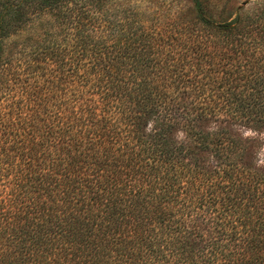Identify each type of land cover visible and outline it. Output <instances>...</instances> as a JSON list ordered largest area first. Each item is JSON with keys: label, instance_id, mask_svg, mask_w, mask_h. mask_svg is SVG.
I'll return each mask as SVG.
<instances>
[{"label": "trees", "instance_id": "obj_1", "mask_svg": "<svg viewBox=\"0 0 264 264\" xmlns=\"http://www.w3.org/2000/svg\"><path fill=\"white\" fill-rule=\"evenodd\" d=\"M192 3L0 0V264H264V4Z\"/></svg>", "mask_w": 264, "mask_h": 264}, {"label": "rangeland", "instance_id": "obj_2", "mask_svg": "<svg viewBox=\"0 0 264 264\" xmlns=\"http://www.w3.org/2000/svg\"><path fill=\"white\" fill-rule=\"evenodd\" d=\"M141 2L143 9L147 10L151 8L152 10V18L155 17L160 23L161 26H168L170 28L172 25L183 24L186 21L195 20V15L193 14V3L192 0H131ZM223 8H219V6L212 3L211 8V16L216 21L221 20L222 16L226 19L227 17H231L233 14L247 13L258 6L264 4V0H222ZM148 7V8H147ZM44 17L39 19L40 24L43 22ZM37 30V24H36ZM15 50H12L14 52ZM201 127L203 130H208L210 128H214L212 123H215V120H211L210 122L201 121ZM229 127V126H228ZM229 129L235 133L236 135L242 138H256L261 141L264 146V133L263 134H254L249 130L241 129V128H230ZM177 138L179 140H184L183 134H178ZM4 140V139H3ZM263 157L264 160V147H263ZM171 214V213H170ZM124 228V227H123ZM138 233H136L137 235ZM134 235V236H136Z\"/></svg>", "mask_w": 264, "mask_h": 264}]
</instances>
